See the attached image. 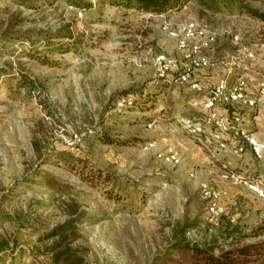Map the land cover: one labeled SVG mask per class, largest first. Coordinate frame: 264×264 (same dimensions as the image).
<instances>
[{"label":"rangeland","instance_id":"1","mask_svg":"<svg viewBox=\"0 0 264 264\" xmlns=\"http://www.w3.org/2000/svg\"><path fill=\"white\" fill-rule=\"evenodd\" d=\"M74 1L0 0V237L14 241L0 264H50L41 250L69 198L85 211L75 243L87 250L83 264H190L177 243L214 254L261 245L264 199L222 175L264 181V164L206 151L185 133L183 119L204 115L191 105L199 97L172 73L158 78L154 62L161 53L180 61V27L196 21L217 33L210 75L228 76L221 69L236 61L264 80V23L197 0L163 11ZM244 48L253 58L243 62ZM205 188L226 193L217 220Z\"/></svg>","mask_w":264,"mask_h":264},{"label":"built area","instance_id":"2","mask_svg":"<svg viewBox=\"0 0 264 264\" xmlns=\"http://www.w3.org/2000/svg\"><path fill=\"white\" fill-rule=\"evenodd\" d=\"M217 33L207 25L196 21H187L180 27V36L177 49L180 52V61L161 53L156 56L154 66L158 78L163 79L172 73V81L178 85L187 84L192 92L199 95L193 99L191 105L201 109L203 116H191L182 120V129L185 133L196 139L206 151H229L233 155H242L250 150L253 157L264 164V143L258 140L255 134L245 125V115L238 109H264V80L257 83L255 90L249 88L246 76H237L231 81L233 74L231 63L228 76L222 77L213 86L208 94L203 93V85L197 80V75L215 66L208 52L216 43ZM244 59L253 58V53L244 48ZM131 98L118 102L119 107L133 105ZM230 105L234 108L232 113L222 114L221 107ZM226 108V107H225ZM227 109V108H226ZM228 111V109H227ZM151 126V124H149ZM228 137V139L226 138ZM152 142L145 144L144 149L152 147ZM163 155L160 154L159 157ZM167 160L178 162L175 154L170 153ZM223 178L240 180L258 198L264 199V181L248 180L234 171H224ZM204 196L208 199L207 211L211 220H217L224 212L221 196L225 192H210L204 189Z\"/></svg>","mask_w":264,"mask_h":264},{"label":"trees","instance_id":"3","mask_svg":"<svg viewBox=\"0 0 264 264\" xmlns=\"http://www.w3.org/2000/svg\"><path fill=\"white\" fill-rule=\"evenodd\" d=\"M17 2V0H14ZM118 5L125 7H134L140 10L146 11H163L165 8L177 7L187 0H109ZM255 0H197L199 6L206 12L212 13H236L238 15H245L251 19L258 20L264 23V0H259L260 7H254L251 2ZM75 4L85 10L90 9L92 6L89 3H85L84 0H75ZM12 28V25L8 27V30ZM227 109H233V106L224 105ZM82 166L87 167L84 161L81 162ZM92 175V174H90ZM89 175V176H90ZM88 180L94 182L97 175H92ZM61 209L67 215V218L56 224L50 232L47 234L49 243L44 246L41 252L44 255H49L50 264H83L84 254L87 251L84 247L75 245L76 240L80 237L79 225L85 216V211L81 205L74 199L69 198L63 201ZM228 226L239 229L238 224L233 225L230 222ZM257 232L264 234L263 227H257ZM13 239L9 237H0V253L7 249H13ZM177 252H189L192 251L189 257L190 264H254L259 260V256H264V242L261 245H250L246 247H232L223 248L221 253L214 254V252L208 247L192 246L189 243H177ZM253 257V260H250ZM243 258V259H241ZM256 258V259H255ZM264 261V260H263Z\"/></svg>","mask_w":264,"mask_h":264},{"label":"crops","instance_id":"4","mask_svg":"<svg viewBox=\"0 0 264 264\" xmlns=\"http://www.w3.org/2000/svg\"><path fill=\"white\" fill-rule=\"evenodd\" d=\"M240 53H242L243 57H242V61L244 62V57H245V52L244 49H240L239 50ZM233 60V57L228 56ZM228 57L226 59H228ZM251 60V59H250ZM241 61V62H242ZM249 62V60H247ZM233 62V61H232ZM225 69H221V71L225 72L228 70V74L230 72V69H228L227 67H224ZM233 68V74H230V79L231 81H234L237 76H246L248 79V84H249V88L251 90H255L257 83L261 80V79H257L256 75V71H255V67H253V65H248V64H244V63H236L234 64ZM197 80L200 81L203 85V93L204 94H208L209 91L213 88V86H215L218 81L221 79V77H217L215 78L214 76L210 75V72L208 71H202L197 75ZM199 96V95H198ZM220 112L222 114H227V113H232V109H227L225 107H221L219 108ZM244 115H245V125L246 127L252 131L255 136L258 138V140H260L261 142L264 143V109H247L246 107H241L238 108ZM228 139V137H226ZM244 158L245 159H252L253 155L250 152V150H247V152H245L244 154ZM232 156V155H231ZM253 165H255V161L252 162ZM247 166V164L245 165V167Z\"/></svg>","mask_w":264,"mask_h":264}]
</instances>
